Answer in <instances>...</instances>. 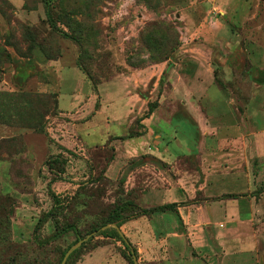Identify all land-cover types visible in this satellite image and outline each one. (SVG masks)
Returning <instances> with one entry per match:
<instances>
[{"label": "rangeland", "instance_id": "374dc122", "mask_svg": "<svg viewBox=\"0 0 264 264\" xmlns=\"http://www.w3.org/2000/svg\"><path fill=\"white\" fill-rule=\"evenodd\" d=\"M115 211L137 264H264V0H0V247L129 258Z\"/></svg>", "mask_w": 264, "mask_h": 264}, {"label": "trees", "instance_id": "16d2710c", "mask_svg": "<svg viewBox=\"0 0 264 264\" xmlns=\"http://www.w3.org/2000/svg\"><path fill=\"white\" fill-rule=\"evenodd\" d=\"M223 198H233L232 196L230 197H223ZM126 203V204H125ZM124 206L122 207H127L129 206L127 202H125ZM177 207L176 203H171V204H164L161 206H157V207H153V208H148V209H140L138 213H135L134 215H131L130 218H128L127 220H125L124 222H127L129 220H133L136 219L138 217L141 216H150L153 214H160V213H165L167 211H174L175 208ZM122 212H117L115 211L113 214L110 215V221L109 223L111 224H115L118 219L119 216H121ZM41 224V220H39L37 222V224L34 227L33 230V234H35L39 228ZM117 226V229H112L113 234H111L114 240L120 241L123 246L125 247L126 251L129 252V258L124 255L123 253L121 254L123 259H125V261L127 262V264H134L133 263V259L132 257L135 254V251L132 249L131 244L129 243V241L124 237V235L122 233H120L119 231V224H115ZM106 225H103L97 229H94L92 232L93 233H97V234H101V235H106L105 230H102ZM68 232H74L77 236L78 235V231L71 227V226H64L62 228H57L54 232V234L52 235V239H56ZM112 239V238H111ZM78 241H82L81 238H77V240L75 241L74 244L78 243ZM5 242V243H4ZM86 242L82 243L81 246L79 247V249L75 250L66 260L65 264H70L71 258L81 249H83L85 247ZM71 247H69L68 249H70ZM67 249V251H68ZM80 250V251H81ZM65 251L62 256H61V260L59 261L58 264H61V261L65 255V253L67 252ZM21 256V250H20V246L12 241H9L8 239H5L3 241V244L0 247V264H42V263H38L36 260H34V262H30V261H21L19 259V257ZM73 264V263H72Z\"/></svg>", "mask_w": 264, "mask_h": 264}, {"label": "crops", "instance_id": "0c3cea01", "mask_svg": "<svg viewBox=\"0 0 264 264\" xmlns=\"http://www.w3.org/2000/svg\"><path fill=\"white\" fill-rule=\"evenodd\" d=\"M168 214H172V211H168ZM155 215H159V214H153L152 216H155ZM144 217L145 216H142L140 218H144ZM137 222H138L137 219L132 220V222L129 225L130 228H132L133 226L136 227ZM172 227H174V225H172L170 228ZM125 228L126 227H124L123 233H125ZM110 247H112V244L110 243L105 244L103 246H99L95 248L94 250H92L90 253H88L86 256H84L82 259H80L76 264H127V262L121 257V255L111 251ZM158 258L159 257H157L156 259ZM200 263L201 262H198L197 260L191 257L190 259H188V261H183L182 263L175 261L174 258L168 261V258H167L163 262L152 260L148 264H200Z\"/></svg>", "mask_w": 264, "mask_h": 264}, {"label": "water", "instance_id": "95a60500", "mask_svg": "<svg viewBox=\"0 0 264 264\" xmlns=\"http://www.w3.org/2000/svg\"><path fill=\"white\" fill-rule=\"evenodd\" d=\"M114 229H117V226L116 225H111ZM107 227V226H106ZM106 227H104V228H106ZM103 228V229H104ZM82 242L83 241H78V243H76L74 246H72L70 249H68V251L65 253V255H64V257H63V259H62V261H61V264H65L66 263V260H67V258L78 248V247H80L81 246V244H82ZM133 263L134 264H137V262H136V259H135V257L133 256Z\"/></svg>", "mask_w": 264, "mask_h": 264}]
</instances>
